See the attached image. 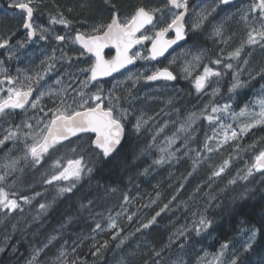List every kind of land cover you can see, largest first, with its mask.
<instances>
[{"label":"snow or ice","instance_id":"6c2138e0","mask_svg":"<svg viewBox=\"0 0 264 264\" xmlns=\"http://www.w3.org/2000/svg\"><path fill=\"white\" fill-rule=\"evenodd\" d=\"M44 6L45 0H8L7 8L3 10L5 16L9 15V9L15 10L13 14L21 21L24 38L13 42L16 31L0 34V49L7 53V59L0 60V149L12 145L8 148L9 154H6L5 162L0 163V224L14 220L17 216L23 218L24 206L31 205L36 197L42 195L39 191L32 196L23 194L18 186V172L23 173L25 168L35 172L45 169L39 181L42 185L55 187L60 196L72 193L85 176H90L96 163L115 159L119 155L122 140L126 136L135 135L139 140L149 130V121H153L152 143H146L141 154L153 147L157 137L171 123L176 131L167 137V147L160 149L165 154L153 160V164H170L173 159L178 162L185 156L191 158L192 170L183 178L184 181L192 177L199 168L207 166L210 175L205 185L210 187L242 152L250 153L249 160L245 162V168L238 170L236 177L228 181V185H235L238 180L247 181L257 173L264 181V137H258L248 145L242 143L253 129L258 126L264 128V99L259 102V113H249L250 122H241L235 126L233 122H229V118L235 121L237 115L231 103L232 94L237 89L246 87L257 76L264 80V62L254 64L252 59L257 51L264 55V0H247L239 6L236 0H208L194 14L195 19L188 27L186 17L190 11L189 0H165L162 6H152L151 3L130 4L127 11L122 10L118 0H103L102 8L96 7L95 0H75V7L67 8L52 0L47 26L35 20L37 12ZM79 17L83 19H78ZM230 20L243 25L246 38L241 40L239 46L228 51L236 35L225 27ZM57 25L63 26L64 31L58 33L55 27ZM171 32H174V38H167ZM189 33L194 37L207 35L216 46V51L209 54L207 48L199 46L194 40L193 47L198 51L180 69L179 75L171 69L175 60L163 67L150 63H162L158 58L167 59L165 53L178 41L187 42ZM50 38L58 47L53 48L51 55L40 61L39 70L29 74L17 67L13 74L5 66L12 60L20 61L17 50L23 49L26 44ZM145 42L151 44L146 55L133 51L136 46L145 45ZM66 47L72 50V56L65 52ZM112 48L115 49V55L106 58L105 49ZM57 51L60 52L59 56ZM137 60H144L149 64L143 71L132 72L128 66L135 65ZM205 60L208 63H204ZM58 64L61 68L67 64L68 69L74 68L75 71L65 69L61 72L57 68ZM80 64L85 66L80 67ZM201 68L202 71L199 70ZM121 69H128L126 80L131 82V88L124 89L121 87L124 81H116L112 88L105 90L101 78L111 77ZM245 74L247 79H242ZM181 75L189 81L197 98L210 96L208 104L189 113L182 121L169 120L162 125L155 123V117L145 118L143 114H135L131 101L136 96L132 89L139 81L158 82L163 89L171 86L179 92L181 90L176 89L175 84ZM226 75L231 76V84L227 89L230 94L229 102L221 104L214 98L219 93L220 80ZM50 80L55 86L49 85ZM90 85L96 89L95 92L91 91ZM209 88L212 89L211 93L208 92ZM117 89L127 91L124 99L128 107L121 104V96L116 94ZM174 102L175 98L170 97L166 107L173 108ZM48 103L51 107L47 106ZM248 107L245 105L238 115H245ZM17 110L24 113L26 118L20 123L8 121L6 118L17 113ZM175 110L177 114L181 111ZM30 111L31 115H28ZM161 112L168 114L164 109ZM197 121H206L208 131H204L203 122L197 124ZM198 132H203V141L198 139ZM221 134L222 139L219 138ZM177 140L182 143L173 151L172 146L176 145ZM81 141L84 143H80ZM225 146L230 149L229 158L223 159L219 164L213 163L212 155L221 153ZM63 149L67 151L61 154ZM13 152H20L22 155H10ZM22 163L25 167H21ZM147 172L148 169H145V174ZM205 185H197L189 200L194 202ZM99 187L98 185V189ZM183 188L184 183H181L177 194L146 221L137 218L139 225L135 232L126 235H122L125 229L117 223V218L126 213L125 205L131 203L127 193L122 196L123 203L119 205L122 211L117 212L116 217H105L103 212H94L103 197L81 204V208L94 220V227L91 229L93 243L89 249L91 256L99 260L109 248V239H104L103 242L96 240V236L101 233L107 234L111 241H117V248L136 233L145 234V230L158 224V217L173 211L172 205ZM117 190L104 187V195ZM243 197L242 193L241 198ZM211 200H215V197L207 202L208 206H211ZM182 203L185 211H188V202ZM49 207L51 204L40 203L37 217L33 219L45 213ZM206 211L207 207L203 212H191L190 219L169 235L167 244L150 248L144 264H185L183 257L196 251L202 234L211 227L212 221L207 218ZM134 217L135 212L126 215L128 222H132ZM261 219L259 227L250 226L243 230L246 238L239 247L234 241H225L219 252L213 255L212 261L207 260L208 254L205 253L198 258L197 264H247L244 257L264 245V212L261 213ZM18 230L23 231L18 229L17 223L11 225V231L5 229L0 238V254L10 252L11 256L19 260L23 253H19L17 244L11 243ZM55 239L56 237H51L39 247L33 248L30 256L24 257V264H41L42 254L47 256L45 250L49 249ZM83 239L84 237H78L73 241L71 252L65 251L61 245L51 264H88L87 259L82 258L77 251ZM173 247L179 250L174 260L167 255ZM258 264H264V256H261Z\"/></svg>","mask_w":264,"mask_h":264},{"label":"trees","instance_id":"16d2710c","mask_svg":"<svg viewBox=\"0 0 264 264\" xmlns=\"http://www.w3.org/2000/svg\"><path fill=\"white\" fill-rule=\"evenodd\" d=\"M149 2L151 1L118 0V5L122 10L127 11V6L130 4ZM45 3L52 6V0H45ZM56 3L63 8L75 7V0H56ZM154 3L160 5L158 1L151 4L154 5ZM95 4L97 8H102L103 0H95ZM78 19H83V17ZM263 83L264 80L257 77L253 81V87L259 89ZM247 94H249V91L243 92L237 104L243 103ZM258 137H264V128L257 127L253 129L252 133L244 137L242 143L244 145L251 144ZM146 143H150L146 132L139 140L135 135L126 136L120 147V153L115 159L102 160L96 163L90 176H85L73 189L72 193H66L62 196L57 195L55 187L44 186L39 182L41 173L45 170L41 169L40 172H35L32 169L25 168L23 173L18 172L16 174L20 180L18 186L23 194L32 196L36 191H39L42 195L36 197L31 205L24 206L23 218L17 216L14 220L0 224V234L4 233L5 229L11 230V225L16 221L18 229L23 230H18L11 240L12 244H17L19 253L23 252V256L18 260L16 257L11 256L10 252L0 254V264H24V257H29L33 248L39 247L51 237H56V239L52 245H49V249L45 250L47 256L42 254L41 264H51V260L57 255L61 245L64 246L65 251L71 252L73 241H76L78 237H84V239L77 251L82 258L87 259L88 264H106L116 252L115 245L117 241H111L107 234L97 235V241L103 242L104 239H109V248L104 251L99 260L91 256L89 249L93 243L91 229L94 227V220L87 211L81 208V204H87L88 200H97L103 197L99 200L94 212H107L120 208L119 205L123 203L122 196L124 193H127L130 199L134 200V204L137 205L147 200L159 189L164 188L167 168H157L153 164L155 151L152 148L141 154V150ZM85 147H87L86 143ZM66 151L67 149H63L61 154ZM241 154H243L241 155L242 159L249 160L250 153L242 152ZM21 167H25L23 163ZM244 168L245 166L241 169ZM145 169H148L147 174H145ZM98 185L100 186L99 189ZM104 187L118 190L105 196ZM242 193L244 194L243 198H241ZM214 197L215 200L211 201V206H208V201L205 198H203L202 203L195 200V203L201 208L205 205L208 206L205 214L212 221V232L215 237L210 244L211 250H215L225 241H234L236 246L239 247V244L244 240L243 230L250 226L259 227L262 223L264 181L257 173L254 177H249L247 181L238 180L237 184L226 186L223 192ZM40 203L51 204V207L45 213L39 215L38 218L33 219L37 217ZM167 215L169 217L165 215L158 217V224L167 223L172 216ZM119 224L125 227L123 220L119 221ZM170 253L167 255L172 259L179 253V250L173 247ZM261 256H264V245L257 248L255 252L247 254L244 259L247 264H258Z\"/></svg>","mask_w":264,"mask_h":264},{"label":"rangeland","instance_id":"374dc122","mask_svg":"<svg viewBox=\"0 0 264 264\" xmlns=\"http://www.w3.org/2000/svg\"><path fill=\"white\" fill-rule=\"evenodd\" d=\"M153 3L158 1L159 4H155L152 6H162L165 0H150ZM247 0L240 1L239 5L242 3H246ZM4 3H8V0H0V19L1 16H5L3 14L4 10ZM205 5L204 1L199 0H193L191 3V13L190 16V23L195 19V13L199 12L200 9ZM238 5V6H239ZM235 9H233L234 11ZM42 17V13H40ZM223 15V14H222ZM7 19H10L8 16H5ZM222 18V16H221ZM220 18V19H221ZM219 20V19H218ZM2 21V20H1ZM37 21H39V18H37ZM8 27V28H7ZM226 28H230L231 31L235 32V37L233 40V43L231 47H229L227 50L231 51L234 47L239 46L241 40L246 38L245 32L243 31V25L237 24L235 20H230L226 25ZM7 32L11 29H14V27H11V25H7ZM5 29L2 24H0V30L3 31ZM211 31V29H209ZM215 46V45H214ZM197 49L195 47L192 48V50H189L187 53V50L184 51L185 54L181 56V60L186 62L187 60H191L192 56L197 53ZM216 51V48L214 49ZM142 55L144 54V51L141 52ZM214 58V57H213ZM179 59V60H180ZM253 63L259 64L264 62V55L259 54L257 51L254 53L253 56ZM142 62V68H140L138 71H143L145 67L148 65L147 61L141 60ZM185 65V64H184ZM213 66V65H210ZM215 67V66H213ZM202 71V70H201ZM227 77V81H223L224 78ZM258 77V76H257ZM256 77V78H257ZM223 79L220 80V83L218 85L219 87V93L215 96L214 100L218 101L219 103L223 104L228 101V96L230 95L227 92L228 87L231 84V76L226 75ZM255 78V79H256ZM215 79V78H213ZM242 79H247V75L245 74ZM255 79H252L249 81L248 85L253 82ZM223 82V83H222ZM248 85L242 89H237L235 94L233 95V100L231 101L233 111L236 113L235 121H232L231 118H229V122H233L234 126L235 124L241 123V122H250L251 117L249 113L255 112L259 113L260 111V101L264 99V83L259 87V89H253L252 93L249 92L247 94V99L241 104L235 105L236 102L239 100V93H241L243 90H245ZM213 87H216V85H213ZM212 89L209 88L208 92L211 93ZM173 90L171 88L163 89V88H152L148 91V95L145 97L143 96V93H141L140 100H135L133 102V106L135 105L136 108L139 107V112H136V115L143 114L145 118L151 116L155 117V123L162 125L164 121H182L184 118L187 117V115L193 111H198L200 108H202L205 104L209 103L210 96L205 95L197 98L195 103L192 105V109L189 112H180L177 114L175 109L178 108H168L166 107V102L170 97H173L172 95ZM243 92L240 94L242 95ZM245 105H248V110L245 113V115L240 116L238 115L242 108L245 107ZM161 109H164V112L168 113L165 115L161 112ZM159 114V115H157ZM134 122V121H133ZM203 122L204 123V131H208V125L206 121H197V124ZM20 123V122H19ZM153 124V121H149V128L148 131H145L148 134L149 142L152 143V135L154 132V129L151 127ZM6 126V125H5ZM178 127V125H177ZM195 127V125H194ZM259 127V126H258ZM176 131V128L173 127L171 123L168 124V127L164 129V132L161 133L157 137L156 143L153 145L152 149L155 151L154 160L158 159L162 154L160 149L167 147V137H170L173 135V133ZM211 134V132H209ZM198 139L203 141L204 136L203 132L197 133ZM222 139V134L219 137ZM82 143V142H81ZM181 140L176 141V145L172 146L171 150H175V147L179 144H181ZM12 145L9 144L6 148L0 149V163L5 162L6 160V154L8 153V148H11ZM230 149H228L227 146L222 149L221 153H216L212 155V162L215 164H219L222 162L223 159L229 158ZM10 155L19 156L22 155L20 152H13ZM241 154L234 159L230 165L229 168L226 169L225 173L220 178H216L215 182L211 184V186L205 185V182L208 180V177L210 175V171L207 166L199 168L196 173L193 174L192 177H189L187 181H184V177L187 176V173L192 170V159L185 156L181 157L179 161L173 159V161L170 164H163V165H156L158 168H167V172L165 175V184L164 188L159 189L156 191L153 195H151L147 200H144V202H140L139 204L135 205L134 200H131L130 204L125 205L126 213L117 218V223L119 224V221L124 222L125 227H122L125 229V231L122 233V235H126L129 232H135V228L139 225V221L137 218H141L144 221L149 219L152 215L155 214V211H158L160 207L163 206V204L167 203L173 195L177 194V189L179 188L181 183H184V188L180 190L178 199L175 201L172 205L173 211L167 212L166 214H162L169 217L170 214L171 219L167 223H159L157 225H154L152 228L145 230V234L136 233L134 236L130 237L129 240L125 242V244L121 245L120 248L116 247V252L113 257L110 258L109 261L106 262V264H144V260L148 258L147 254L151 247L155 246L156 248H159L163 246L164 244L168 243V237L173 233L177 227L184 224L186 220L190 219L191 212L201 210L202 212L205 211V208L208 206H204L201 208L198 206L195 201H190L189 198L193 195L194 189L197 185H205L203 187V190L196 195L195 200H199L200 203L203 202V198H205L208 202L210 201L211 197H214L218 195L219 193L223 192L226 186H228V181L234 177H236L237 171L241 170L243 166H245V162L247 160L241 158ZM47 165L45 166V168ZM45 170V169H43ZM157 193H159V196H157ZM152 201H155V203H152ZM213 201V200H211ZM182 202H188L189 210L185 211L184 204ZM193 204V205H192ZM179 205V207H177ZM203 209V210H202ZM122 209H115V210H109L107 212H103L104 216L107 217L108 215H112L113 217H116L117 212H121ZM135 212L136 217L133 218L132 222H128L126 219V215H129L131 213ZM98 219V217H97ZM17 223V221H16ZM157 226V227H156ZM11 231V230H8ZM157 235V236H156ZM3 233L0 234V238H2ZM156 237V238H155ZM246 237L244 236L243 239ZM215 239L214 234L212 232V226L207 230V232L202 234V238L200 239V242L196 246V251L193 252L190 256L183 257L185 264H197V260L199 257H202L205 255V253L208 254L207 260L212 261V257L214 254L218 253L221 246H218L215 250H211V242H213ZM58 254V253H57ZM227 255V254H226ZM56 257V256H55ZM55 257L51 260V262L55 259ZM176 255L172 258L175 259ZM214 264V262H213Z\"/></svg>","mask_w":264,"mask_h":264},{"label":"flooded vegetation","instance_id":"af4514ba","mask_svg":"<svg viewBox=\"0 0 264 264\" xmlns=\"http://www.w3.org/2000/svg\"><path fill=\"white\" fill-rule=\"evenodd\" d=\"M199 1H204L205 4L208 2V0H199ZM240 1H242V0L236 1L237 6L239 5ZM192 2H193V0H189L190 11H189L188 16L186 17V20L188 21V24L186 25V27L191 25L190 16L192 15V13H191V3ZM4 4H5L4 9H6L8 3H4ZM45 5L46 6L42 7L41 10L39 12H37V14L35 16V20L37 23L47 26L48 13L52 10V6L50 4L47 5L46 3H45ZM14 11L15 10L9 9V15H7V16L10 19H7L5 16H1L2 19H0V24H2L3 27L5 28V29H3V31L0 30V34L8 33L10 31H16L17 32V35L13 38V42L15 40L24 38V30L20 27L21 21L19 20L18 16L13 14ZM40 13H42V17L40 16L41 15ZM37 18H39V21H37ZM220 18L221 17H218L217 19H220ZM74 23H76V21H74ZM7 25H11V27H14V29H11L7 32L6 31L8 28V27L6 28ZM76 26L79 27V24L76 23ZM55 27H56L58 33L64 31L63 26L57 25ZM167 38H174V34L173 33L168 34ZM194 40L199 46H201L203 48H207L209 50V54H211V52H213L214 49L216 48V46L213 45L212 40L207 35H199V36L194 37L191 33H189V38H188L187 42L184 41L181 44H179L178 46H176L171 52H169L165 56V57H167V59L162 58L161 60H159L162 63H158L157 61H152L150 63L155 64L156 67H163V66H168L171 61L175 60V63L171 64V69L174 70L179 75L180 69L184 66V64L187 61H189V60H187L186 62H184L180 58L183 54H185L184 53L185 50H187V53L189 52V50H192ZM150 45H151L150 42H146L145 45L137 46V48H135L133 51H140V52L144 51V54L146 55L147 50L149 49ZM57 47H58L57 43L55 41H53L51 38L47 41L37 40L35 42L26 44L23 49L17 50L20 54V61L17 62L16 60H12L11 62H7L5 66L8 67L9 70L11 72H13V74L15 73V69L17 67H19L22 70H26L29 74H32L33 72L39 70L40 61L45 59V57L47 55H51L53 48H57ZM64 50H65V52H67V54L69 56L73 55V52L70 48L66 47ZM105 53H106V58H111V56H114V52H112V51L107 50V51H105ZM56 54H57V56H59L60 52L57 51ZM189 55L192 56L191 54H189ZM6 59H7V53L5 52V50H3L0 52V60H6ZM204 63H208V61L205 60ZM146 64L148 65L149 62ZM84 66H85L84 64H80V67H84ZM142 67L143 66H142L141 60H137L135 63V66L132 68H129V69H131L132 72H136ZM57 68L61 72H63L65 69L70 70V71H75L74 68L68 69L67 64H65L63 68H61L60 64H58ZM199 70L201 71L202 68ZM127 75H128V69L121 71V72H119V73H117V74H115L109 78L102 79L101 84L104 87V89L107 90V89L112 88L113 83H115L116 81H124V83L121 85V87L124 89L131 88V82L126 80ZM65 79H67V78H65ZM81 79H83V77H81ZM223 81L226 82L227 77L224 78ZM49 85L55 86L54 82L51 80L49 81ZM89 87H90L92 92L96 91V89L91 87V85ZM152 88H161V87H160V84L158 82H146L143 80L139 81L136 84V87L132 89L133 93L136 96V99L131 101L132 105H133V102L135 100H140V97L142 96L141 93H143V96L145 95V97H146L148 95V91L151 90ZM168 88H171L173 90L172 95H173V98H175L173 108L180 109L181 110L180 112H182V113H184L186 111L189 112L193 108L192 105L197 100V95L195 93V90L189 84V81L183 79L182 75H181V78L178 79V81L175 84V88L180 89L181 91L177 92L171 86H169ZM253 89H255V88L253 87V82H251L248 85V87L245 90H243L242 92L246 93V91H249L250 93H252ZM241 93H239V95H238L239 97H240ZM116 94L121 96V104L124 107H128V103L124 99V97L127 95V91L121 92L120 89H117ZM203 96H205V95H203ZM247 96L245 97V99H247ZM45 103H47V97H45ZM47 106L51 107V104L48 103ZM134 108H135L136 112H139V107L136 108L134 105ZM28 115H31V111L29 112ZM25 118H26L25 114L20 112L19 110H17V113L12 114L11 116L7 117L6 119L8 121L13 122V123H19L22 120H24Z\"/></svg>","mask_w":264,"mask_h":264},{"label":"water","instance_id":"95a60500","mask_svg":"<svg viewBox=\"0 0 264 264\" xmlns=\"http://www.w3.org/2000/svg\"><path fill=\"white\" fill-rule=\"evenodd\" d=\"M236 1H237V0H236ZM171 33L174 34V32H171ZM169 34H170V33H169ZM174 35H175V34H174ZM182 42H184V41H178L176 45H173L172 48H170V49L168 50V52L165 53V56H166L169 52H171L176 46H178L179 44H181ZM145 43H146V42H145ZM138 46H139V45H138ZM150 47H151V45L149 46V48H150ZM135 48H137V46H136ZM135 48H134V49H135ZM134 49H133V50H134ZM107 50H108V51H112V52H114V55H115V49H114V48H112V49H105V51H107ZM1 51H3V49H0V52H1ZM162 58H164V57H160V58H158V59L161 60ZM134 66H135V65H129V66H128V69H129V68H132V67H134ZM124 70H126V69H121L120 72H121V71H124ZM118 73H119V72H118ZM115 74H117V73H113V75H115ZM105 78H109V77L101 78V80H102V79H105ZM122 143H123V140H122Z\"/></svg>","mask_w":264,"mask_h":264},{"label":"bare ground","instance_id":"6f19581e","mask_svg":"<svg viewBox=\"0 0 264 264\" xmlns=\"http://www.w3.org/2000/svg\"><path fill=\"white\" fill-rule=\"evenodd\" d=\"M1 1H2V0H1ZM4 8H5V7H4ZM135 91H136V90H135ZM135 91H134V92H135ZM129 158H130V157H129ZM121 161H123V160H121ZM123 164H124V162H123ZM125 165H126V164H125ZM103 183H104V182H103ZM142 184H143V183H142ZM140 187H141V186H140ZM140 187H139V188H140ZM230 192H231V191H230ZM229 194H230V193H229ZM219 207H220V206H219ZM223 219H224V218H223ZM79 221H80V220H79ZM82 221H83V220H82ZM41 236H42V235H41ZM32 248H33V247H32ZM174 252H175V251H174ZM22 253H23V252H22ZM28 253H29V252H28ZM169 254H171V253H169Z\"/></svg>","mask_w":264,"mask_h":264}]
</instances>
